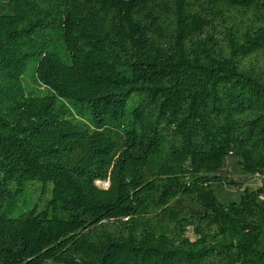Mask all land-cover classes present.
I'll list each match as a JSON object with an SVG mask.
<instances>
[{
	"label": "trees",
	"instance_id": "1",
	"mask_svg": "<svg viewBox=\"0 0 264 264\" xmlns=\"http://www.w3.org/2000/svg\"><path fill=\"white\" fill-rule=\"evenodd\" d=\"M49 260L264 264V0H0V264Z\"/></svg>",
	"mask_w": 264,
	"mask_h": 264
},
{
	"label": "rangeland",
	"instance_id": "2",
	"mask_svg": "<svg viewBox=\"0 0 264 264\" xmlns=\"http://www.w3.org/2000/svg\"><path fill=\"white\" fill-rule=\"evenodd\" d=\"M220 176L223 178L232 179L237 181L238 184H231L229 182L215 183L214 187L223 202L230 200H236L240 197L243 189L248 187L250 189H257L262 185L263 176L259 174H250L242 169L239 159L233 155H229L226 158V165L220 172ZM47 264H57L52 260H49Z\"/></svg>",
	"mask_w": 264,
	"mask_h": 264
},
{
	"label": "built area",
	"instance_id": "3",
	"mask_svg": "<svg viewBox=\"0 0 264 264\" xmlns=\"http://www.w3.org/2000/svg\"><path fill=\"white\" fill-rule=\"evenodd\" d=\"M104 182H107V181H104Z\"/></svg>",
	"mask_w": 264,
	"mask_h": 264
}]
</instances>
